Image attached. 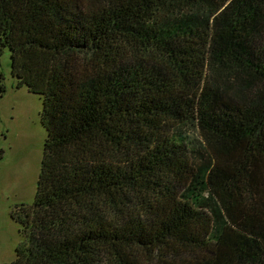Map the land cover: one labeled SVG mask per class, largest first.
Instances as JSON below:
<instances>
[{
	"label": "trees",
	"instance_id": "1",
	"mask_svg": "<svg viewBox=\"0 0 264 264\" xmlns=\"http://www.w3.org/2000/svg\"><path fill=\"white\" fill-rule=\"evenodd\" d=\"M4 50L46 133L9 264H264V0H0Z\"/></svg>",
	"mask_w": 264,
	"mask_h": 264
},
{
	"label": "rangeland",
	"instance_id": "2",
	"mask_svg": "<svg viewBox=\"0 0 264 264\" xmlns=\"http://www.w3.org/2000/svg\"><path fill=\"white\" fill-rule=\"evenodd\" d=\"M0 85V264H9L23 243L11 215L33 202L46 133L40 123L42 100L16 88L7 50L0 57Z\"/></svg>",
	"mask_w": 264,
	"mask_h": 264
}]
</instances>
